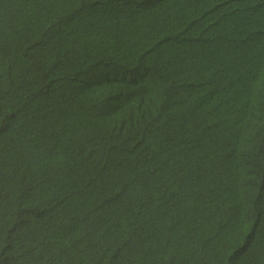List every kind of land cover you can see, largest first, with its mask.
<instances>
[{
	"label": "clouds",
	"instance_id": "9594fccd",
	"mask_svg": "<svg viewBox=\"0 0 264 264\" xmlns=\"http://www.w3.org/2000/svg\"><path fill=\"white\" fill-rule=\"evenodd\" d=\"M215 7L231 9L221 0H166L162 10L150 5L149 14H132L137 33L108 41L106 31L97 53L79 43L67 47L73 69L58 82L59 87L72 81L81 91L92 87L113 95L114 109L129 121L157 111L165 135L170 132L167 123H177L193 146L190 134L213 141L210 152H201L199 161L211 166L194 195L195 203L204 207L191 213L177 204L181 210L165 213L156 205L149 212L155 215L150 217L156 229L147 240L163 241L159 264H250L246 253L264 264L253 233L237 247L227 240L224 219V211L252 190L253 161L264 156V0H241L242 14L230 19ZM77 10L102 18L109 8L106 0H79ZM208 71L217 75L221 98L202 106L194 94L204 88ZM3 93L2 87L0 102ZM59 112L57 122L40 116L33 138L0 140V185L20 195L46 194L36 206L43 216H60L50 221L68 230L63 250L69 259L97 264L100 250L94 256L91 248L95 243L105 248V241L92 219L104 215L112 222V232L134 237L143 224H125L126 218L116 216L125 195L115 188L100 197L90 194L92 201L80 210L55 207L82 193L79 176L94 151L85 137L75 139V147L68 150L60 146L59 155L53 151L72 115L68 105ZM183 243L189 244L185 254H177Z\"/></svg>",
	"mask_w": 264,
	"mask_h": 264
},
{
	"label": "trees",
	"instance_id": "16d2710c",
	"mask_svg": "<svg viewBox=\"0 0 264 264\" xmlns=\"http://www.w3.org/2000/svg\"><path fill=\"white\" fill-rule=\"evenodd\" d=\"M221 1L231 9L215 8L226 18L242 14L241 0ZM106 4L107 13L95 18L77 10L79 0H0V45H5L0 46V88L5 97L0 102V140L33 138L40 116L57 122L59 111L68 105L70 126L52 145L53 151L59 155L60 146L68 150L81 137L92 142L94 151L79 176L82 193L66 205L54 203L55 207L80 210L92 201L90 194L100 197L115 188L125 195L116 216L126 218L125 224L143 227L136 237L125 236L112 232V222L104 215L92 219L105 241V248L98 243L91 248L94 256V250H100L97 264H159L163 241L147 240L156 229L150 217L155 215L149 212L156 205L165 213L181 210L177 204L191 213L204 207L195 203L194 195L199 194L211 166L199 161L201 152H210L213 141L190 134L197 146L188 144L177 123H167L170 132L165 135L158 127L157 111L149 118L126 120L114 109L113 95L97 88L81 91L72 81L59 87L58 82L73 69L67 47L79 43L97 53L104 32L114 29L115 40L131 36L140 30L132 24V14H149L150 5L164 8L160 0H106ZM219 91L217 75L208 71L204 88L194 97L205 106L221 98ZM252 167V190L224 211V219L229 243L238 247L251 232L257 254L264 256V156ZM46 196L20 195L0 185V264H73L63 250L68 230L50 221L60 216H43L36 206ZM187 245L183 243L176 253L185 254ZM256 258L260 259L244 254L250 264H256Z\"/></svg>",
	"mask_w": 264,
	"mask_h": 264
},
{
	"label": "bare ground",
	"instance_id": "6f19581e",
	"mask_svg": "<svg viewBox=\"0 0 264 264\" xmlns=\"http://www.w3.org/2000/svg\"><path fill=\"white\" fill-rule=\"evenodd\" d=\"M164 1L165 0H160V2L161 3H163L164 4ZM163 6V5H162ZM239 7V6H238ZM236 8V7H235ZM145 12V11H144ZM145 14V13H144ZM115 33H116V31L114 30V29H112L108 34H107V40L108 41H111V40H113V36L115 35ZM84 53H88L87 51L86 52H84ZM206 90V89H205ZM210 92V91H209ZM189 138V137H188Z\"/></svg>",
	"mask_w": 264,
	"mask_h": 264
}]
</instances>
